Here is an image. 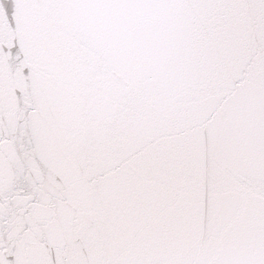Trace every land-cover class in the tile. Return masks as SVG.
<instances>
[{
  "label": "snow or ice",
  "instance_id": "snow-or-ice-1",
  "mask_svg": "<svg viewBox=\"0 0 264 264\" xmlns=\"http://www.w3.org/2000/svg\"><path fill=\"white\" fill-rule=\"evenodd\" d=\"M0 264H264V0H0Z\"/></svg>",
  "mask_w": 264,
  "mask_h": 264
}]
</instances>
